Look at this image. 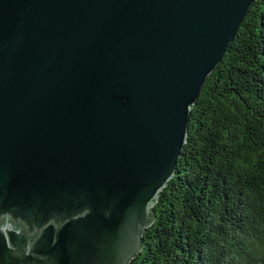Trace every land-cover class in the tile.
Masks as SVG:
<instances>
[{
  "label": "water",
  "instance_id": "95a60500",
  "mask_svg": "<svg viewBox=\"0 0 264 264\" xmlns=\"http://www.w3.org/2000/svg\"><path fill=\"white\" fill-rule=\"evenodd\" d=\"M250 3L0 0V264H129Z\"/></svg>",
  "mask_w": 264,
  "mask_h": 264
},
{
  "label": "trees",
  "instance_id": "16d2710c",
  "mask_svg": "<svg viewBox=\"0 0 264 264\" xmlns=\"http://www.w3.org/2000/svg\"><path fill=\"white\" fill-rule=\"evenodd\" d=\"M152 210L129 264H264V0L204 79Z\"/></svg>",
  "mask_w": 264,
  "mask_h": 264
}]
</instances>
